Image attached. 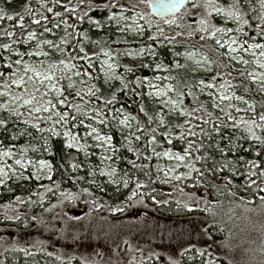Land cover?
I'll return each instance as SVG.
<instances>
[{
    "label": "trees",
    "instance_id": "obj_1",
    "mask_svg": "<svg viewBox=\"0 0 264 264\" xmlns=\"http://www.w3.org/2000/svg\"><path fill=\"white\" fill-rule=\"evenodd\" d=\"M217 1L210 0V4L218 8ZM120 3L123 1L0 0V90L16 91L15 84L29 75L24 67L32 63L37 44L29 40V34L37 35L41 44L55 35L63 40V51L57 57L51 56L52 71L60 82V97L64 100L56 104V109L68 113L66 120L56 124L42 110L31 115L15 110L17 117L0 110V120L5 122L0 125V140L8 132L14 133L32 166L40 159H46L50 166L48 178L36 179L30 174L1 187L0 208L11 211V215L1 216L0 225L28 231L36 225L37 212L66 195L98 202L106 209L117 208L135 190L162 217L186 219L199 215L205 221V233L216 242L224 231L222 220L227 209L250 201L264 204L260 199L264 196L260 191L264 189V144L253 139L248 125L241 123L255 120L264 124L260 120L264 115V80L253 81L252 68L226 57L224 48L211 34L190 33L187 26L166 23V18H152L141 35L123 36L107 21L111 12L132 13L129 7L133 4L124 6L127 10ZM234 4L238 5L241 19L226 12L229 20L222 22L214 16L216 11H211L213 34L219 32L217 29L227 31L238 43L257 31L264 35L260 1L255 0L254 12L241 0L226 2L230 7ZM94 47L113 55L115 79L105 82L98 73V52H93ZM186 49L201 51L211 61V69L205 73L184 68L171 71V98L183 112L165 111L146 96L144 79L154 76L150 55L169 63ZM140 50L150 55L136 56ZM66 69L75 73L70 85L63 81ZM199 81L212 83L214 91L229 98L220 104L211 102L204 89L197 90ZM72 105H78L79 111ZM122 117L127 119L128 128L120 125ZM17 123L38 126L42 132L37 134L32 129L27 135H18L17 130L8 131ZM83 123L111 137L113 153L107 163L97 155L65 145L63 128L80 133ZM253 131L264 140V128ZM186 148L189 154L180 162L163 155L165 151L184 155ZM249 162H255L257 167ZM112 169L115 173L107 175ZM122 179L127 181L124 187ZM196 194L200 196L198 203L185 201ZM193 255L199 256L195 264H209L201 252L194 250ZM38 257L39 254L35 258ZM150 261L143 264H153Z\"/></svg>",
    "mask_w": 264,
    "mask_h": 264
},
{
    "label": "rangeland",
    "instance_id": "obj_2",
    "mask_svg": "<svg viewBox=\"0 0 264 264\" xmlns=\"http://www.w3.org/2000/svg\"><path fill=\"white\" fill-rule=\"evenodd\" d=\"M122 1L123 4H120L123 8L133 4L129 7L132 13L128 14L123 10L111 12L107 21L123 32L125 34L123 36L141 35L145 25H150L153 18L149 0ZM241 1L250 12L256 10L255 0ZM259 1L264 12V0ZM217 2L219 4L217 7L225 11L215 12L214 16L222 22H227L229 19L224 13L231 7L226 5L227 0ZM214 7V3L210 4V0H191L182 12L166 18L165 21L187 26L190 33L211 34L212 38L215 37L216 44L224 48L226 57L239 62L244 67L252 68L253 81L264 80V55H261L264 53V35L257 31L248 34L243 43H238L235 36L227 31L222 30L213 34L214 26L210 16ZM202 20L206 21V25L200 23ZM162 24L165 23L159 25L163 26ZM201 28L205 30L201 31ZM28 38L37 42L32 52V63L24 67L29 75L15 84L16 91L9 93L0 90V110L7 115L17 117L19 114L14 112L15 110L31 115L39 112L34 111L36 108H47V111L42 110L47 114L46 118L50 122L60 124L56 104H60L62 92L60 82L52 71L51 56L61 55L63 40L54 35L48 40L51 44L46 43L47 41L41 44L37 35L33 33L29 34ZM252 45L261 47H250ZM93 49V52H98L96 69L103 80L109 82L115 79L113 55L106 49L100 52L97 47ZM136 53V56L150 55L145 50ZM150 58L154 67V76L144 79L146 96L153 99L165 111L178 110L182 113V109L171 98L174 79L171 71L184 68L192 73H205L211 69V61L196 49L183 50L169 63H165L160 58L155 59L153 55H150ZM109 65H112L111 69ZM37 73L40 75L37 76ZM45 75L51 76V81L45 80L43 78ZM74 75L71 70H64L63 81L72 84ZM53 84L55 88L52 87ZM197 87L198 91L204 89L205 96L211 102L220 104L229 98V95L218 90L214 91L212 83L199 81ZM222 96L227 99H221ZM28 100L31 103H25ZM48 101H51V104H48ZM238 101L242 102V100ZM120 125L128 128L125 117L121 118ZM11 129L17 130L18 135H27L26 133H31L32 129L37 134L42 132L38 126L34 125L30 128L21 123L11 125L8 131ZM93 129L85 123L80 133H70L63 128L65 145L67 146L71 141L74 144L72 148L97 155L102 162L107 163L113 153L111 141L108 143L97 140L96 137L109 136L102 135L96 130L93 132ZM66 132L70 133V136H65ZM6 136L0 140V181H2L0 190L2 186H7L9 181L27 178L30 174L36 179L50 176V167L46 159H40L32 166L17 145V136L10 132ZM72 137L76 139L71 140ZM42 145L46 147L44 141ZM165 157L169 160L175 159L174 156L171 159ZM41 161L47 163L42 165ZM121 182L123 187L127 184L124 179ZM197 197L200 196L196 194L185 198V201L195 204L198 203ZM250 202L225 211L226 216H223L225 221L222 220L224 231L221 238L213 242L215 240L210 239L205 233V221L199 215L189 216L186 219L162 217L144 201L139 191L134 190L123 205L113 209L101 207L98 202H84L79 196L73 198H69L68 195L61 196L54 203L49 204L48 208L45 207L35 214L36 225L28 231L0 225V264H143L145 260L150 259L153 264H195L199 256L193 255L194 250L204 254L209 264H264V204ZM10 213L11 211L0 208V218L8 217ZM186 249L187 251H184ZM38 254L40 257L35 258Z\"/></svg>",
    "mask_w": 264,
    "mask_h": 264
},
{
    "label": "snow or ice",
    "instance_id": "obj_3",
    "mask_svg": "<svg viewBox=\"0 0 264 264\" xmlns=\"http://www.w3.org/2000/svg\"><path fill=\"white\" fill-rule=\"evenodd\" d=\"M142 2H143V0H142ZM178 3H179V0H168V2H166V3L150 4V6L156 7L160 11H168V10H170L172 8H175L178 5ZM231 9H235V10H231ZM231 9L227 12V15L230 16V17H235L237 19H241V17L239 16V8H238V5H236V4L232 5L231 6ZM213 10L216 11V12L223 11V9L215 8V7L213 8ZM49 11H51V9H49ZM7 18L9 20L12 19L11 16H8ZM21 19H23V17H21ZM165 22L166 23H172L173 21H165ZM35 23H39V21H35ZM200 23L202 25H206V21H203L202 20V21H200ZM244 23H247V21H244ZM200 30L201 31H204L205 29L204 28H201ZM46 31H47V29H46ZM216 31H222V30L221 29H217ZM8 34L11 35V33H8ZM150 39H154V37H150ZM201 39H203V37H201ZM46 43L51 44V41H47ZM217 43H219V41H217ZM233 43H234V41H233ZM4 47H7V45H5ZM229 47H231V45H229ZM250 47H261V46L260 45H252ZM81 51H83V49H81ZM141 51H143V50H141ZM261 55H264V53H261ZM17 63H20V61H17ZM61 63H63V61H61ZM245 63H246V61H245ZM108 67H109V69H111L112 68V65H109ZM128 70L131 71V69H128ZM77 74H79V73H77ZM39 75H40V73H37V76H39ZM43 78L45 80H49V81H51V79H52V77L51 76H48V75H45ZM213 79H215V78H213ZM208 86L209 87H212V85H208ZM52 87L55 88V85L53 84ZM77 95H79V93H77ZM221 99H227V97H223L222 96ZM237 99H242V97H237ZM110 102L111 101H109V103ZM25 103H31V101L28 100V101H25ZM59 103L60 104H63L64 103V100L63 99L59 100ZM48 104H51V101H48ZM53 107H55V106L53 105ZM72 107H75L76 110L79 111V106L78 105H72ZM41 110L47 111L48 109L47 108H43V109L36 108V109H34V111H41ZM141 111H143V109H141ZM57 115L59 116V121H64V120H66V117L68 116V113H63L62 115L59 114V113H57ZM260 120L261 121H264V115H261ZM59 121H57V122H59ZM123 122L124 121H122V123ZM4 123H5L4 121L0 120V125H2ZM101 123H103V121H101ZM241 123H244V124L248 125L247 130H248V132L250 133V135H251V137L253 139H255L257 141H260L262 144H264V140H262L260 136H257L256 133H255V131H253V129L256 128V127L264 128V124H257L255 120L250 121V122L249 121H241ZM93 132H95V129H93ZM89 135H91V133H89ZM65 136H70V133L66 132L65 133ZM75 139H76L75 137H72L71 138V140H75ZM96 139L97 140H103V141L108 142V143H110V141H111V137H100V136H97ZM137 139H139V137H137ZM153 139H155V138H153ZM73 146H74V144L71 141L67 144V147L68 148H72ZM8 154H10V153H8ZM188 154H189V149H187V148L184 149V155H180L179 153L173 154V153H171L169 151H165L163 153L164 156H167L170 159L174 156L175 159L178 160V161H183L184 158H185V156H187ZM157 155H160V154H157ZM106 158H108V157H106ZM198 159H199V157H198ZM17 163H20V162L17 161ZM40 163L42 165H45L47 162L41 161ZM249 163H251L253 167H257V165L255 164V162H249ZM225 166H227V165H225ZM195 171H199V170L198 169H195ZM213 172H215V169H213ZM114 173H115V169H112V171L109 172V173H107V175L111 176ZM101 174L103 175L105 173H103V171H102ZM261 175H264V173H261ZM176 179H180V177H176ZM0 182H2V181H0ZM125 183H127V181H125ZM255 183H256L255 181H252V184H255ZM249 186H251V185H249ZM260 191H264V189H260ZM133 195H135V193H133ZM260 199H261V201H264V196H261ZM21 251H24V250L21 249Z\"/></svg>",
    "mask_w": 264,
    "mask_h": 264
},
{
    "label": "water",
    "instance_id": "obj_4",
    "mask_svg": "<svg viewBox=\"0 0 264 264\" xmlns=\"http://www.w3.org/2000/svg\"><path fill=\"white\" fill-rule=\"evenodd\" d=\"M190 0H179L178 5L175 8H172L168 11H160L156 7L150 6V4L156 3H166L168 0H149L150 12L153 18L155 19H164L179 13L189 2Z\"/></svg>",
    "mask_w": 264,
    "mask_h": 264
}]
</instances>
